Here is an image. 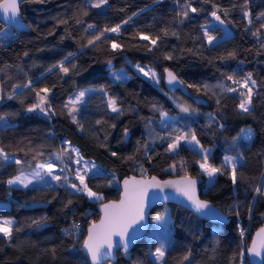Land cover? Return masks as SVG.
Instances as JSON below:
<instances>
[{"label":"trees","instance_id":"1","mask_svg":"<svg viewBox=\"0 0 264 264\" xmlns=\"http://www.w3.org/2000/svg\"><path fill=\"white\" fill-rule=\"evenodd\" d=\"M90 2L21 0L19 14L27 28L15 30L0 21V32L9 31L7 37H0V114L5 116L0 121V148L16 157L0 162V199L10 201V208L0 209V215H11L14 221L11 243L0 234V264H89L81 242L86 225L99 215L96 200L61 187L65 176L47 186L24 188L6 183L9 176L36 161L52 158L60 164L57 154L64 141L75 145L81 156L102 166V175L87 173L85 182L93 191L102 193L103 199L118 196L119 180L128 173H189L202 176L200 195L228 218L225 223L213 222L179 204L157 203L149 210L144 235L127 253L117 251L115 260L102 264H156L151 250L165 233L155 215L166 208L169 220L165 222L172 239L161 264H249L245 246L252 230L264 224V195L255 192L264 184V34L259 39L252 35L264 23V18L256 19L264 12V0H250L246 9L244 0H193V6L202 11L190 13L183 23H179L183 18L178 13L184 0H108L103 8H92ZM213 5L229 30L226 35L221 25L213 23L211 12L217 10ZM245 10L251 11V25ZM125 20L128 23H123ZM89 24L95 28L87 29ZM116 24L122 25L119 34L106 33L94 45H88L94 34ZM204 26L217 38L211 44ZM165 29L169 33L166 36ZM140 33L152 38L159 35L161 39L151 46L140 39ZM112 41L121 47L112 49ZM231 52L236 53L235 57L229 56ZM68 53L75 54L70 59L77 66L76 73L65 76L57 69L48 72ZM166 55L172 59H166ZM109 60L112 69L125 68L130 73L128 78L113 80ZM136 62L152 66L159 73V83L135 71L131 63ZM165 69L184 81L187 92L164 84ZM249 72L257 82L255 86L249 83L253 88L251 114L238 108L240 93L247 89L227 79L232 75L241 80ZM29 80L32 85L23 87ZM221 84L237 91H224L218 87ZM86 86L103 87V91L89 92L73 114L83 125L81 130L64 105L75 88ZM43 87L51 89L48 96L53 111L47 116L25 111L37 102L36 91ZM10 95L12 99H8ZM109 97L117 99L122 114L111 111ZM178 100L195 110L185 133L190 136L195 131L200 145L211 150L210 164L219 167L224 155L242 153L236 184L227 174L219 173L205 184V174L198 164L201 154L183 141L176 153L166 151L169 136L184 133L173 127L164 130L157 121L162 112L176 115L180 110ZM220 124L224 127L220 128ZM245 127L254 133L251 141L240 136ZM170 165L172 170L168 171ZM42 217L47 218L46 223ZM73 221L80 225L79 231L66 235L63 230L71 229ZM186 256L188 259H184Z\"/></svg>","mask_w":264,"mask_h":264},{"label":"snow or ice","instance_id":"2","mask_svg":"<svg viewBox=\"0 0 264 264\" xmlns=\"http://www.w3.org/2000/svg\"><path fill=\"white\" fill-rule=\"evenodd\" d=\"M40 2H43V0H40ZM204 3H208L209 0H203ZM177 3H179V0H177ZM250 3V0H244V8H247V5ZM108 4V0H92L91 7L92 8H102L105 5ZM214 8L217 10H214L211 12V16L215 18V20L219 21L221 24H224L225 21L221 19L219 15H217V11L219 10L216 5H213ZM0 8L3 9L5 13L11 12V16L7 17L10 22H14L17 27H21L19 20H17V17L19 16V7H18V0H6V2L2 5H0ZM198 11H202V9H198L193 6V0H184V3L181 5V10L178 13L179 17H182L183 19L179 20V23H183L184 19L189 18L190 13H197ZM87 15V12L84 13ZM225 15H227V11L225 10ZM244 16L247 18V22L249 25L253 23L252 14L250 10L244 11ZM264 18V12L259 13V15L256 17V19H262ZM131 17H129V20ZM80 23L81 21H77ZM61 23H66V21H61ZM123 23H128L127 20H125ZM121 24H116L112 27H105L104 29L100 30L98 34H94L91 38L88 40V45H94L96 41L101 40L102 37H105L106 33H120ZM205 29L207 26H204ZM95 28V25L89 24L87 25V29ZM85 29V31H87ZM262 30H264V23H261L259 27L252 32V35L257 37L258 39L261 37ZM247 31V29H246ZM168 31L164 30V35H168ZM9 35V31L5 30L3 32H0V37H7ZM171 35L176 36V32H172ZM205 35L208 38V43L211 44L216 37L210 35L205 31ZM140 39L147 40L150 42L151 46H156L157 41L161 39L159 35H157L155 38H152L150 35H145L143 33L139 34ZM111 48L112 49H119L121 47L120 44L116 43L115 41L111 42ZM261 47H264V43L261 44ZM149 50H151V47H149ZM25 56L28 55L27 52L24 53ZM74 53H68L67 56L64 57L63 60L58 61L57 63L53 64L51 67L48 68V72H52L53 69H57L59 72L63 73L65 76L69 75L70 73H76L77 66L74 63H71V57H73ZM236 53L231 52L229 53L230 57H235ZM166 59H172L170 55H166ZM66 62L69 66H66ZM109 65V72L111 73L113 79L115 81H122L124 79H127V75L121 70L120 72H116L112 69V61H107ZM135 68L140 72L143 73L145 77H150L153 81H155L157 84L159 83L160 78L156 74L154 70L149 68L147 71L145 70V67L137 64L135 65ZM165 73L167 76V83L169 85L173 84H184L183 80H180L172 71L165 69ZM228 80H231L233 84H242L243 87L247 89L246 92H241L240 96L242 99L240 100V103L238 105L239 110L242 113L251 114L252 111V100H253V88L249 86V83L253 86L256 85V80L252 79V73H248L245 77H243L241 80L234 79L232 75L227 76ZM32 85V81L29 80L23 87H30ZM19 87V86H18ZM188 87H193V85L189 84ZM208 86L205 85V88ZM221 89L227 92H235L237 89L231 88V87H225L223 84L218 85ZM94 91H103V87L100 89H93L88 88L84 89L83 91H79L77 94H75L74 97H69L68 103L64 105L65 108H70L69 116H71L74 123H77L79 128L83 130V125L79 124V121L77 120L76 116L73 115L74 112H78L79 109L76 108L77 104H80L83 101V98L85 95L89 92ZM51 92V89L48 87L40 88L36 91V97L37 102L30 105L25 109V111L32 113V112H39L45 116L49 115L53 111L51 100L49 99L48 94ZM41 93H44L42 95ZM13 96H8V99H12ZM0 99H3L2 96H0ZM108 106L111 109L112 112L122 114L121 108L118 105V101L115 98L109 97ZM220 101L217 100V104H219ZM155 107V106H154ZM180 110L185 113H189L190 111H195L191 108L190 105H180ZM163 115L167 116V113H163ZM5 119V116L3 114H0V121H3ZM99 123V121H97ZM163 123V122H162ZM112 127L114 128L115 125L113 124ZM220 128H223L224 125L220 124ZM241 135L244 137V139L251 141L253 138V131L251 129L242 130ZM125 136H127V129L125 130ZM189 134L184 133L183 135H177L175 137L169 136V142L167 144L166 151L169 153H176L178 149L180 148L181 141H185V143L188 144H194L200 147L201 149V161L199 163V167L203 170L204 173L207 174L209 181L211 182L213 178L219 173V174H227L232 183L236 184L238 180V173H237V167L240 163V159H242V153L239 154V158L237 156H230L225 155L223 157V163L219 166H213L209 163V156L211 155V150L204 148L202 145H200V141L196 138L195 131H192L190 134V139L188 138ZM161 139H165L164 137H161ZM66 148L62 150V154H57V159H60L61 162H63L64 157L67 156L69 160L72 159L71 153H76L77 159L75 160L76 164H80L82 157L80 156L79 149L75 148L71 145L70 142H65ZM145 149H147V145H145ZM70 150V151H69ZM113 156H117L116 152L111 153ZM10 159L9 155L4 152L2 148H0V162L8 161ZM131 159V157H129ZM15 163L19 164L21 161L16 160ZM67 167V165H65ZM175 167V166H173ZM96 165L93 163L90 167L87 163L83 166V174L82 169L77 168L75 170V179L79 181V183H72L68 180V177L65 176L63 178V183L60 184L61 187H68L72 190H74L77 194H84L89 199L102 201L103 196L102 194L98 192H94L89 185L85 182V176L88 172L92 171V169H95ZM36 171H34L33 178L43 181L45 179V176L50 177L52 180L55 181H61V176L54 174L55 165L51 162L48 163H42L37 165ZM41 169L46 170L44 174L41 173ZM61 171H64V169H61ZM97 175H102V173L97 170ZM33 180L29 178L28 176H25L23 172H21L20 175L15 176L14 178H11L7 181V184L9 186L12 185H20L24 188H27L29 184H31ZM174 186L176 190L182 194L184 197L187 198V200L190 202L191 206L199 213L201 214H210L212 213V208L210 206V203L207 200H201L196 195L195 185L196 180L192 179L191 177L185 175L181 181H164L161 183L160 181H157L155 177H152L151 180H136L134 177L131 178V180H125L124 181V198L117 204L116 202L112 203H106L102 204V209L104 212V218L101 219L100 224L97 225L95 222L92 223L91 227L88 229V236L87 239L84 241L83 247L86 250L87 254L90 256L91 264H101V260L108 258L111 256L112 252L111 250L115 247H123L125 253H127V249L129 244L131 243L132 238L138 233V229L133 228L132 229V236H129V229L132 228L134 224H137L144 220L145 216V209H146V201H145V194L148 187H155L163 189L164 186ZM255 192L261 195H264V188L258 186L255 188ZM10 195V193H9ZM166 198V197H165ZM72 201H68V205H71ZM251 211V209H249ZM238 214V213H237ZM45 223L47 222L46 217L41 218ZM155 220L157 224L164 225L165 224V216L164 215H157L155 217ZM14 221L12 220H5L0 221V234H3L4 237H7L9 243L12 241L13 237V231H12V225ZM33 223H36L37 226H42L38 221H34ZM80 228V225L73 221L71 229H64V233L66 235H72L73 231L78 232ZM16 231H19L17 228ZM241 236L244 234V230L241 228L239 229ZM257 236L260 237L259 243H257L256 240L252 243V248L250 249L251 253L254 256H261V251L258 249H264V228H261L259 232L257 233ZM113 237H119L118 240H113ZM55 251V250H53ZM164 245H161V247L157 248L154 255L156 259L163 260L164 257ZM184 259H188L186 256Z\"/></svg>","mask_w":264,"mask_h":264},{"label":"water","instance_id":"3","mask_svg":"<svg viewBox=\"0 0 264 264\" xmlns=\"http://www.w3.org/2000/svg\"><path fill=\"white\" fill-rule=\"evenodd\" d=\"M21 0H18V7L20 4ZM6 2V0H0V5L4 4ZM11 16V12L9 13H5L3 11L2 8H0V21L10 27H12L15 30H22V29H26L27 28V24L21 19L20 14L17 17V20H19L20 24L22 25L21 27H17L16 24L14 22H10V20L7 17ZM164 84L169 88V89H173L176 86H179L182 88V90L186 91L184 85L182 84H173V85H169L167 83V76L165 73L164 76ZM187 92V91H186ZM185 175L191 177L192 179L196 180V185H195V190H196V195L201 199V200H207L210 203V206L212 208V213L210 214H201L199 212H197L190 204V202L187 200L186 197H184L182 194H180L176 188L174 186L168 185V186H164L163 189L160 188H155V187H148L146 194H145V201H146V209H145V216H144V220L134 224L132 226V228L129 229V236H132V229H138V233L132 238L131 243L128 246L127 251L131 248V246L136 242V240L140 239L144 233L147 230L148 224H149V210L150 208L157 204V203H165V202H173L176 204H179L189 210H191L192 212H194L195 214H197L200 217L206 218L210 221L213 222H218V223H225L227 222L228 218L225 212H223L219 207H217L214 203H212L208 198H205L203 196L200 195V186H199V182L202 180V176L198 175V176H193L190 175L189 173H182V174H168L165 176H158L156 174H136V173H128L124 176H122L119 180V191H118V196L114 197V198H109V199H103L102 201H97L96 203V209L99 212V215L96 219L90 221L87 225H86V231L85 234L82 238V242H81V249L84 252V254L87 257L88 263L91 264V259L90 256L87 254L86 250L83 247L84 241L87 239L88 236V229L91 227L92 223L95 222L97 225L100 224L101 219L104 218V212L102 209V204H106V203H112V202H116L117 204H119V202L124 198L125 193H124V181L125 180H131V178H135L136 180H151L152 177H155L157 181H160L161 183H163L164 181H181L183 179V177H185ZM166 197V198H165ZM10 208V201L7 199H0V209H6L8 210ZM261 228H264V224L259 225L258 227H256L255 229L252 230L250 238L248 240V243L245 246L244 249V254H245V258L248 260L249 264H262L263 262V257H264V249H258L261 251V256H254L250 249L252 248V243L254 240L257 241V243H259L260 237L257 236V233L259 232V230ZM119 237H113V240H118ZM117 251H119L120 253H125L123 247H115L111 250L112 254L110 257L102 259L101 260V264L108 260V261H113L115 260L116 256H117Z\"/></svg>","mask_w":264,"mask_h":264},{"label":"rangeland","instance_id":"4","mask_svg":"<svg viewBox=\"0 0 264 264\" xmlns=\"http://www.w3.org/2000/svg\"><path fill=\"white\" fill-rule=\"evenodd\" d=\"M91 3V2H90ZM103 8V7H102ZM213 23L214 24H218V25H221L222 26V28L224 29V34L223 35H226L227 33H229V30H228V28L225 26V24H221L219 21H217V20H215V18L213 17ZM205 31H207V30H205V27H204V34H205ZM231 32V31H230ZM207 33H208V31H207ZM209 34V33H208ZM213 36V35H212ZM205 37H206V39L208 40V38H207V36L205 35ZM215 37V36H214ZM217 40V38L214 40V41H216ZM137 64H139V65H141V66H143V67H145V70L147 71L149 68H151L152 70H154L155 72H156V74L158 75V77H159V73L155 70V69H153V67L152 66H150L149 64H147V63H145V64H141V63H139V62H136V63H131V65H132V67H133V69L135 70V71H137V72H139L136 68H135V65H137ZM113 70L114 71H116V72H120L121 70H123V72L127 75V77L129 76V72L125 69V68H123V67H115V68H113ZM109 74H110V76L112 77V75H111V73L109 72ZM141 74H143V73H141ZM149 78V80L150 81H152L153 83H156L155 81H153L150 77H148ZM112 79H113V77H112ZM114 80V79H113ZM125 80V79H124ZM88 88H93V89H97V87H94V86H86V87H81V88H75L71 93H70V95L66 98V103H68V101H69V97H74L75 96V94H77L79 91H83L84 89H88ZM88 94V93H87ZM86 94V95H87ZM43 95V94H42ZM86 95H85V97H86ZM1 96V95H0ZM85 97L83 98V101L80 103V104H77L76 105V108H79L80 107V105L81 104H83V102L85 101ZM180 105H186L184 102H182V101H177ZM70 109V108H69ZM193 109V108H192ZM163 113H165V112H162L161 113V116H160V118L158 119V123H159V126L160 127H162L164 130H166V129H168V128H174L175 130H177V131H179V132H182L183 131V133H185V127L187 126V125H189V123H190V121H191V116L193 115V112L192 111H190L189 113H185V112H182L181 110H179V112L176 114V115H168L167 114V116H165V115H163ZM73 114H75V112L73 113ZM163 122V123H162ZM246 129H251L250 127H245V128H243L242 130H246ZM242 130H241V132H242ZM252 130V129H251ZM145 135L147 136V139H151V134L148 132V130L146 129V131H145ZM240 136L241 137H243L241 134H240ZM189 139H190V136L188 137ZM240 137H238L237 139H239ZM244 138V137H243ZM183 141V140H182ZM65 142L66 141H64V144H63V146H62V149H61V151L59 152V154H62V150L64 149V148H66V145H65ZM184 143H185V141H183ZM185 144H187V145H189V146H191V147H193V148H195L196 150H198V152L200 153L201 152V149H200V147L199 146H197V145H194V144H188V143H185ZM73 147H75L76 148V146L75 145H73V144H71ZM204 148H206V149H209L208 147H204ZM70 151V150H69ZM5 152V151H4ZM6 153V152H5ZM8 154V153H7ZM9 155V157H10V159H16V157L15 156H13V155H10V154H8ZM71 155H72V159L71 160H69L68 158H67V156H65L64 157V160H63V162H61V160H60V164H58V163H56L55 161L53 162L52 160V158L51 159H45V160H39V161H36L31 167H29L28 169H24V170H22V171H19L18 173H16V174H14V175H12V176H9L8 178H7V180H6V183H7V181L9 180V179H11V178H14L15 176H17V175H20L21 174V172H23V174L25 175V176H28L29 178H31L32 180H33V182L31 183V184H29V186H31V185H37V186H47V185H54L55 183H57L58 181H55V180H52L50 177H48V176H45V179L43 180V181H40V180H37V179H35V178H33V173H34V171H36V170H38L37 169V165L38 164H42V163H48V162H51V163H53L54 165H55V170H54V174H56V175H60L61 177L62 176H67L68 177V180L70 181V182H72V183H79V181L78 180H76L75 179V170L77 169V168H81L82 169V174H83V166H84V164L85 163H87L88 165H89V167L94 163L95 165H96V168L95 169H92V171H90V172H97V170H99V172L100 171H102V166H100V164H98L97 162H95L92 158H88V157H83V156H81L82 157V160H81V163L78 165V164H76L75 163V160L77 159V156H76V153H71ZM226 155H230V156H237L238 158H239V155H236V154H226ZM225 156V155H224ZM242 161V159H240V162ZM200 162H202L201 160H199L198 161V164L200 163ZM65 165H67V167H65ZM61 169H64V171H62L61 172ZM167 170L168 171H171L172 170V165H170V166H167ZM202 170V169H201ZM41 171V173L42 174H44L45 172H46V170H44V169H41L40 170ZM203 171V170H202ZM65 172V173H64ZM90 172H88V173H90ZM204 173V172H203ZM62 174H64V175H62ZM205 174V180H204V182H205V184L206 183H208L209 182V178H208V176H207V174L206 173H204ZM63 179V178H62ZM61 179V180H62ZM8 185V184H7ZM12 186H20V185H12ZM22 187V186H21ZM68 188V187H67ZM263 188H264V184H263ZM70 191H74V190H72V189H70V188H68ZM94 192H97V191H94ZM98 193H100V192H98ZM100 194H102V193H100ZM103 196V195H102ZM96 201H98V200H96ZM157 215H164L165 216V221L167 222V220H169V211H168V209L166 208V210L165 209H163L160 213H157L156 215H155V217L157 216ZM5 220H12L13 221V217L11 216V215H0V221H5ZM165 222V224H164V227H163V231H164V233H165V235L162 237V238H159L158 240H157V242H156V244H155V248L153 249V250H151L152 251V254H153V258H154V260H155V262H156V264H161L162 263V260H158V259H156V257H155V255H154V253H155V251H156V249L157 248H159V247H161V245H164V253H165V250H166V248L171 244V239H172V236H171V234H169V229H168V227H167V223ZM157 223V222H156ZM155 235L157 236V233H155Z\"/></svg>","mask_w":264,"mask_h":264}]
</instances>
